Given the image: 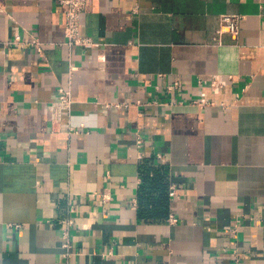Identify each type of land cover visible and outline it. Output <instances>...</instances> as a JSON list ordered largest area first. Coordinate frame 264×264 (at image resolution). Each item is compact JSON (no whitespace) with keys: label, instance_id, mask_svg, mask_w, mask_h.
<instances>
[{"label":"crops","instance_id":"0c3cea01","mask_svg":"<svg viewBox=\"0 0 264 264\" xmlns=\"http://www.w3.org/2000/svg\"><path fill=\"white\" fill-rule=\"evenodd\" d=\"M63 1L0 0V264H264V0H88V47ZM145 162L177 223L141 217Z\"/></svg>","mask_w":264,"mask_h":264},{"label":"built area","instance_id":"2783aa9c","mask_svg":"<svg viewBox=\"0 0 264 264\" xmlns=\"http://www.w3.org/2000/svg\"><path fill=\"white\" fill-rule=\"evenodd\" d=\"M88 0H64V31L67 44L69 46L76 47H88L92 45V41L82 35L81 28V16L87 9ZM244 19L241 15H223L220 17V27L217 31V40L222 42L224 35H232L237 38L241 31V21ZM223 83L218 79H212L211 86L213 88H221ZM181 84L179 82L174 83L169 89L171 91L180 89ZM73 104V95L71 90L61 88L59 90L58 102L53 108V120L54 123L59 121V118L63 111L70 110ZM194 105L199 107L215 106V102L207 99L205 94H202L199 99L193 102ZM223 106H225L223 104ZM170 195L176 196L175 188L172 187ZM107 197L104 196V200ZM70 214L65 221H63V247L67 250L71 249V231L77 226L76 210L71 207ZM168 222L177 223L178 219L170 214Z\"/></svg>","mask_w":264,"mask_h":264},{"label":"trees","instance_id":"16d2710c","mask_svg":"<svg viewBox=\"0 0 264 264\" xmlns=\"http://www.w3.org/2000/svg\"><path fill=\"white\" fill-rule=\"evenodd\" d=\"M166 168L155 167L145 162L141 167L142 184L138 202L141 217L147 220L163 219L169 216V188Z\"/></svg>","mask_w":264,"mask_h":264}]
</instances>
